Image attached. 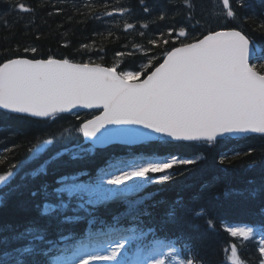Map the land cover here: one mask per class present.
I'll list each match as a JSON object with an SVG mask.
<instances>
[{
    "label": "snow or ice",
    "instance_id": "obj_1",
    "mask_svg": "<svg viewBox=\"0 0 264 264\" xmlns=\"http://www.w3.org/2000/svg\"><path fill=\"white\" fill-rule=\"evenodd\" d=\"M9 2L12 11L34 12L22 0ZM140 3L145 13L151 11L144 0ZM214 3L210 13L197 18L194 0H183L182 12L194 28L210 25L213 20L224 26H209L199 36L186 26L178 31L172 27L148 44L160 48L172 42L178 46L162 47L152 55L148 54L150 49L136 46L137 51L145 52L139 67H122L123 61L106 67L93 61L77 63L51 56L12 58L0 63V109L53 121L77 108L102 109L101 114L74 129L85 142L65 143L48 155L57 138H37L24 161L12 163L0 173V189L28 191L36 209V216L22 227L0 226V264H204L192 236L182 227L184 223L195 227L198 220L215 227L213 210L202 204L195 206L204 198L203 190L190 201L193 206L179 199L171 203L156 200L154 193L140 195L148 184L173 180L174 166L193 165L197 163L195 158L171 155L117 161L110 156L107 166L94 177L86 169H62L75 168L109 145L167 137L212 146L218 137L264 135V45L244 29L226 26L237 20L247 24L253 19L241 15L249 2ZM84 6L92 7L90 3ZM116 11L123 16L130 9ZM158 18L163 20L165 16ZM124 28L131 30L135 25L126 22ZM252 31L264 34V20ZM24 51L35 54L38 49L26 47ZM133 54L116 53L118 57ZM61 135L67 141L71 131ZM4 159L0 156V163ZM159 173L163 175L157 179L155 174ZM49 175L54 176L51 182ZM13 180H17L14 185ZM223 195L241 200L253 217L251 224H225L224 231L244 242H255L259 264H264V176L259 183L249 180L246 187L226 189ZM112 202L121 203L122 210L111 213L110 219L101 216L100 208L107 210ZM81 224L85 225L83 229ZM239 247L242 244L225 247L230 264H246L238 254Z\"/></svg>",
    "mask_w": 264,
    "mask_h": 264
},
{
    "label": "trees",
    "instance_id": "obj_2",
    "mask_svg": "<svg viewBox=\"0 0 264 264\" xmlns=\"http://www.w3.org/2000/svg\"><path fill=\"white\" fill-rule=\"evenodd\" d=\"M22 2L33 8L34 12L12 11L9 0H0V63L12 58L47 59L51 56L55 59L67 58L77 63L93 61L106 67L115 61H123L122 67H139V63L145 59V52L137 51L136 46L150 49L149 55L161 52L162 47L178 46L172 42L160 48L148 44L150 39H159L161 33L172 27L178 31L179 27L186 26L190 33L199 36L209 26L212 28L224 26L215 20L210 25L203 24L202 20L203 27L194 28L193 23H189L182 12L183 0H144L151 9L148 13L143 11L140 0H22ZM194 2L197 6V18L206 16L215 7L214 0ZM248 2L249 7L241 10V15H250L253 19L247 24H241L237 20L226 26L240 27L257 43L264 45V34L252 31L257 22L264 20V0ZM86 3H90L92 7L86 8L84 6ZM123 7L129 8L130 12L122 16L116 9ZM106 12H112L113 15L107 16ZM161 14L165 19L158 18ZM3 18L7 20V27L4 26ZM126 22L134 24L135 28L125 31ZM140 32H144L145 35L140 36ZM83 45L89 47L84 48ZM26 47H36L38 51L35 54L25 52ZM118 52L134 54L118 57L116 55ZM97 114L62 115L54 121H40L0 110V156L6 157L4 162L0 163V173H5L10 164L19 165L24 161L30 155L29 147L36 143L37 138L50 139L53 135L57 138L48 155L63 147L65 143L84 142L82 134L74 129ZM66 130L71 131V137L67 141L61 135ZM8 148L12 151H5ZM124 150L128 149L114 146L106 150H97L87 161L78 163L75 168H66L62 171L82 168L94 177L101 168L107 166L110 156H115L118 161L124 155ZM134 150L139 157H150L157 153L163 157L177 155L197 160V163L190 166H174L171 170L175 174L173 180L148 184L140 195L154 193L156 200L171 203L179 199L193 206L190 201L193 197L200 196L203 190L204 198L195 206L202 204L205 208L213 210L215 227L209 228L205 220L195 221V227L188 223H184L182 227L192 236V243L203 258L204 264H230L226 261L224 249L231 243L242 244L238 254L246 264H259L261 257L255 242H244L224 231L225 224H251L253 217L241 200L226 198L223 193L226 189L244 188L249 180L260 182L264 176V137L226 139L212 146L204 143H170L161 139ZM249 151V155L244 154ZM236 153L240 155L237 156ZM225 156L228 158L221 164L220 160ZM155 175L158 179L163 173ZM47 179L51 182L54 176L49 175ZM15 183L17 180L12 181L13 185ZM0 196L3 197L0 203V226L11 224L22 227L36 216L35 201L28 191H10L9 188H3L0 189ZM122 208L121 203L112 202L107 210L101 207L99 212L101 216L110 219L111 213L119 212ZM80 227L83 229L85 225L81 224ZM259 239L257 235L255 240Z\"/></svg>",
    "mask_w": 264,
    "mask_h": 264
},
{
    "label": "water",
    "instance_id": "obj_3",
    "mask_svg": "<svg viewBox=\"0 0 264 264\" xmlns=\"http://www.w3.org/2000/svg\"><path fill=\"white\" fill-rule=\"evenodd\" d=\"M1 110L8 112L7 110H4V109H1ZM80 111H102V109H83V108H77V109H73L71 113H63V114H72V113L80 112ZM9 113H10V112H9ZM13 114H16V113H13ZM18 115H23V114H18ZM61 115H62V114H61ZM24 116H25V115H24ZM31 118H32V117H31ZM33 119L44 120V119H42V118H33ZM141 131H145V130L141 129ZM151 135H152L153 137H156V134H155V133H151ZM248 136H264V135H262V134H249V135H247V136H231V137H229V136H224V137H218V138H217V141L224 140V139H226V138L240 139V138H245V137H248ZM159 139H160V138H156V139H152V140H146V141H142V142L137 143V144H142V143H145V142H154V141H158ZM166 139H167L168 141H171V142H174V143H178V142H176V141H172V140H170V139L167 138V137H166ZM88 143H90V142H88ZM183 143H197V142H183ZM137 144L126 145V146L130 147V146H135V145H137ZM109 146H111V145H109Z\"/></svg>",
    "mask_w": 264,
    "mask_h": 264
},
{
    "label": "rangeland",
    "instance_id": "obj_4",
    "mask_svg": "<svg viewBox=\"0 0 264 264\" xmlns=\"http://www.w3.org/2000/svg\"><path fill=\"white\" fill-rule=\"evenodd\" d=\"M124 152H126L125 154H130V153H128L127 151H125L124 150ZM129 159H131V158H129ZM132 160H134V159H132ZM138 160V159H137ZM143 161V160H142ZM128 183H131V181H129ZM121 187H123V186H121Z\"/></svg>",
    "mask_w": 264,
    "mask_h": 264
},
{
    "label": "bare ground",
    "instance_id": "obj_5",
    "mask_svg": "<svg viewBox=\"0 0 264 264\" xmlns=\"http://www.w3.org/2000/svg\"><path fill=\"white\" fill-rule=\"evenodd\" d=\"M124 158H126V157H122V159H124Z\"/></svg>",
    "mask_w": 264,
    "mask_h": 264
}]
</instances>
